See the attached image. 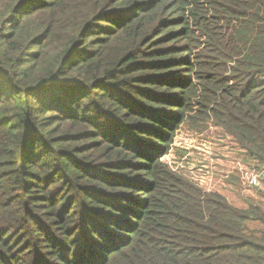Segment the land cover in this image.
Segmentation results:
<instances>
[{
  "label": "trees",
  "instance_id": "16d2710c",
  "mask_svg": "<svg viewBox=\"0 0 264 264\" xmlns=\"http://www.w3.org/2000/svg\"><path fill=\"white\" fill-rule=\"evenodd\" d=\"M185 122L264 167V0H0V264H264V199L164 160Z\"/></svg>",
  "mask_w": 264,
  "mask_h": 264
},
{
  "label": "rangeland",
  "instance_id": "374dc122",
  "mask_svg": "<svg viewBox=\"0 0 264 264\" xmlns=\"http://www.w3.org/2000/svg\"><path fill=\"white\" fill-rule=\"evenodd\" d=\"M98 145L99 158L109 162L114 148L104 150ZM169 165L195 180L201 187L222 193L238 207H247L248 200L261 196L260 188H244L240 164H253L232 137L212 122L183 123L176 131L169 154ZM242 162V163H240Z\"/></svg>",
  "mask_w": 264,
  "mask_h": 264
},
{
  "label": "built area",
  "instance_id": "2783aa9c",
  "mask_svg": "<svg viewBox=\"0 0 264 264\" xmlns=\"http://www.w3.org/2000/svg\"><path fill=\"white\" fill-rule=\"evenodd\" d=\"M240 170L245 189L260 188L264 190V167L242 163Z\"/></svg>",
  "mask_w": 264,
  "mask_h": 264
}]
</instances>
